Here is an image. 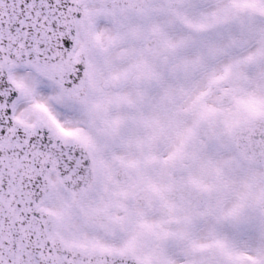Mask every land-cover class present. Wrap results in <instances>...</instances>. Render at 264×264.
Returning a JSON list of instances; mask_svg holds the SVG:
<instances>
[{
    "label": "snow or ice",
    "instance_id": "obj_1",
    "mask_svg": "<svg viewBox=\"0 0 264 264\" xmlns=\"http://www.w3.org/2000/svg\"><path fill=\"white\" fill-rule=\"evenodd\" d=\"M0 264H264V0H0Z\"/></svg>",
    "mask_w": 264,
    "mask_h": 264
}]
</instances>
